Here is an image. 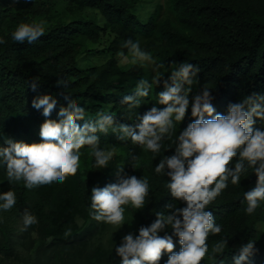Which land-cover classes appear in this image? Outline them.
Wrapping results in <instances>:
<instances>
[{
  "label": "trees",
  "instance_id": "1",
  "mask_svg": "<svg viewBox=\"0 0 264 264\" xmlns=\"http://www.w3.org/2000/svg\"><path fill=\"white\" fill-rule=\"evenodd\" d=\"M144 1L0 0V39L4 40L0 44V145L6 138L41 142L40 126L46 117L32 107L37 95L29 88L33 79L41 83L39 94L58 99L57 111L65 103L59 94L64 90L55 87L62 78L69 81L66 92L72 101L85 108V120L108 112L117 126L138 123L137 117L156 105L163 85H153L137 108L121 103V98L132 94L141 79L151 82L158 73L166 78L181 62L198 67L192 94L212 90L217 112L226 113L230 103L264 93V0H146L152 8L139 14ZM20 23H42L44 34L32 44L16 42L11 33ZM129 38L151 52L156 64L129 62L131 54L123 47ZM95 55L105 57V62L79 65L83 57ZM124 57L129 60L122 62ZM57 111L52 119L58 118ZM191 119L189 110L158 154L130 139L117 140L118 133L111 128L97 133L100 148L114 153L108 168L97 169L92 149L84 146L77 173L63 183L27 189L23 181L9 183L6 168H0V192L16 194L14 207L0 211V264H119L115 246L124 234L151 223L169 203L183 206L170 196L168 177L155 174L154 168L174 151L176 136ZM256 126L264 125L258 121ZM121 167V174L147 179L150 187L145 208L125 205V225L115 229L92 218L90 195L93 187L115 183ZM256 179L249 169L240 184L229 183L208 206L222 232L209 236V254L201 264H219L211 248L221 238L227 241V264L240 244L250 239L259 250L252 264H264V229L259 227L264 223V205L249 216L241 203ZM25 213L34 215L38 223L22 230Z\"/></svg>",
  "mask_w": 264,
  "mask_h": 264
},
{
  "label": "clouds",
  "instance_id": "2",
  "mask_svg": "<svg viewBox=\"0 0 264 264\" xmlns=\"http://www.w3.org/2000/svg\"><path fill=\"white\" fill-rule=\"evenodd\" d=\"M43 34L42 23H20L11 37L16 42L32 44ZM123 47L131 54L133 65L156 64L152 53L141 48L138 40L129 38ZM198 72L193 63L181 62L166 78L158 73L151 82L141 79L132 94L121 98V103L129 108L140 107L141 98L149 96L153 85L162 84L163 90L158 93L156 105L140 114L134 126H117L115 117L108 112H98L95 119L85 120V108L72 101L66 92L69 81L62 78L56 80L55 87L64 90L59 94L65 103L57 111L58 99L39 94L41 83L33 79L29 88L37 95L32 107L46 117L40 126L41 142L6 138L5 144L0 145V168H6L9 183L23 181L27 189L63 183L68 175L77 173L84 146L92 149L97 169L108 168L114 153L100 148L97 133H107L111 128L118 133L117 140L130 139L145 151L158 154L162 142L173 135L190 110L192 119L176 136L174 151L159 159L154 168L155 174L168 177L166 188L170 196L183 206L169 203L166 211L154 214L151 223L124 234L115 246V257L119 264H201L209 254V236L222 232V225L208 206L229 183L240 184L241 176L252 169L257 179L255 186L243 194V210L251 216L264 205V126H256L258 121L264 125V93H253L230 103L226 113H220L214 107L212 90L203 88L192 94ZM54 111L57 119L51 118ZM121 173L122 167L115 183L93 187L90 195L92 218L117 228L125 225V205L137 210L145 208L150 187L147 179ZM15 204L14 191L0 192V211H9ZM36 223L34 215L25 213L22 230ZM256 243L251 239L242 242L231 256V264H252V257L259 251ZM226 245L227 241L221 238L211 248V255L218 257L219 264H227Z\"/></svg>",
  "mask_w": 264,
  "mask_h": 264
},
{
  "label": "rangeland",
  "instance_id": "3",
  "mask_svg": "<svg viewBox=\"0 0 264 264\" xmlns=\"http://www.w3.org/2000/svg\"><path fill=\"white\" fill-rule=\"evenodd\" d=\"M154 2H156V1H154ZM143 3H144L143 4L144 7H141L140 6V8H139V14H141L142 12H145V10H147L146 12H149L150 9L152 8V4H150L148 1L145 0ZM102 46H103L102 43L96 45V47H102ZM125 58H127V59H125ZM105 60H106L105 57H102V56H99V55H95L92 58L83 57L82 58V61H80L79 65L81 67H84V66H93V65H96V64H102V63L105 62ZM126 60H129V58L128 57H124L123 60H122V62L123 61H126ZM130 61H131V59L129 60V62ZM259 227L262 228V229H264V223L260 224ZM112 228L119 229V228H117L115 226H112Z\"/></svg>",
  "mask_w": 264,
  "mask_h": 264
}]
</instances>
